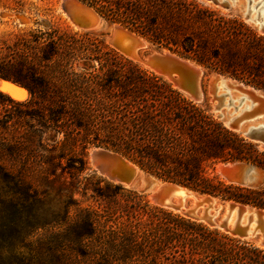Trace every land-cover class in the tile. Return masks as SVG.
<instances>
[{
    "label": "trees",
    "instance_id": "trees-1",
    "mask_svg": "<svg viewBox=\"0 0 264 264\" xmlns=\"http://www.w3.org/2000/svg\"><path fill=\"white\" fill-rule=\"evenodd\" d=\"M79 1L153 46L264 91V37L230 15L197 0ZM0 79L28 96L0 92V264H40L31 251L41 247L42 264L71 254L88 264H264V249L88 174L87 151L106 149L161 181L264 211V180L241 188L207 174L244 162L264 179V152L161 78L93 36L50 27L0 40ZM88 191L95 208L74 198Z\"/></svg>",
    "mask_w": 264,
    "mask_h": 264
},
{
    "label": "water",
    "instance_id": "water-1",
    "mask_svg": "<svg viewBox=\"0 0 264 264\" xmlns=\"http://www.w3.org/2000/svg\"><path fill=\"white\" fill-rule=\"evenodd\" d=\"M206 1L210 2L215 7L221 8L225 11H229L235 8L231 0ZM251 2V0H246V8L244 10L237 8V10L240 13V18L245 23L250 25L257 34L264 37V21L261 18V13L262 11H264V0L257 1L252 7ZM73 3L74 5H69L65 2H62L60 7L65 16L68 18L69 22L74 27H77L82 31L89 32L93 27L94 20H98V22H101V18L92 8L80 2L79 0H74ZM252 11H254L255 14L251 18ZM116 30L122 32L130 41L129 45L132 50L138 47L139 44L135 40L134 36L141 38L140 36H137L136 34L124 29L118 24H111L107 27V32L109 33L107 41L113 49H115L117 52L120 51V42L114 39ZM141 39L148 43L144 38ZM145 48H141L139 49V51ZM119 53L121 54V52ZM131 60L139 64L143 68L149 70L159 78L167 81L173 88H175L182 95L186 96L192 103H202L203 92L201 90L200 80L203 75V71L199 65L190 62L188 59L181 58L167 50H151L144 57H141L138 54L137 56L132 57ZM218 77L223 76L220 74H218L217 77L216 75L210 76L209 84L207 86L208 94L211 97V111L216 114V117L222 122V125L227 130L253 143L258 150L264 152V125L247 127L244 130H241L240 127H238V123L242 118L246 117L250 113V110L264 114V99H262L260 96H255L256 92H259L263 95L264 92L252 86L233 81L239 85L237 87L238 89L244 90V92H241V94L239 93L240 98L238 101L239 103L247 101L249 103L248 109H244V114L239 117H233L229 118L228 120H224L221 114L218 112V109L222 106V99L225 97V94L216 95L215 93ZM0 80L6 84V89L11 94L14 93L11 87L21 88L9 81L2 79ZM229 105L230 102L226 104V107H228ZM235 109L236 108L234 107L233 111H235ZM88 161L93 172L96 173L99 177L105 179V181H107L108 183L118 185L125 189H129L132 183H138L137 179L139 176L136 177L137 171L142 173V170L139 167L131 163L129 160L125 159L122 155L106 149L94 148L88 154ZM218 166L220 167L218 168L220 177L228 185L241 188H256L263 183L264 179L262 173L258 168L251 164L244 162H235L231 164H219ZM155 181H158L161 185L158 187L156 193H153L151 190V185ZM139 185L142 186L140 188L141 192L146 193L148 191H151L150 199L155 207L176 213L185 219L201 223L207 228L220 231L224 235L237 239L240 242L252 241L256 244L257 247L264 249V211L247 205L226 201L223 208L219 204L221 208L226 211V216L216 223L215 221H212L207 217L205 211L209 208V205H211V203L216 198H213L209 195H198L200 196L201 201H199V203H196V206L197 204H206L205 206H208L203 209L198 216L192 211V209L181 211L178 206L172 205L167 201V196L172 191H174L175 188L182 187L189 190L188 188L172 182L159 181L158 179L150 175H146L142 183ZM222 209L221 211H223ZM232 210H235V219L233 224L231 226H228L227 220ZM243 214H246V220L242 225L240 224V219ZM253 216H255L254 220ZM252 222L254 224V228L252 232H249L248 228Z\"/></svg>",
    "mask_w": 264,
    "mask_h": 264
},
{
    "label": "rangeland",
    "instance_id": "rangeland-1",
    "mask_svg": "<svg viewBox=\"0 0 264 264\" xmlns=\"http://www.w3.org/2000/svg\"><path fill=\"white\" fill-rule=\"evenodd\" d=\"M197 1L199 3H201V4H203L204 6L210 7L212 9H216V10L220 11L221 13H223L225 15H230L231 17L236 18L238 21H240L242 24H244L246 27H248L250 30H252L253 32L256 33V31L250 25L245 23L240 18V13L238 12L237 8L231 9L229 11H225V10H223L221 8L215 7L214 5H212L210 2H208L206 0H197ZM62 2L66 3L65 0H0V40H2V39H10V40H12L15 36H18L20 34L26 33L27 31H29L31 29L46 30V29H48L50 27H56V28H60V29L68 28V29L72 30L73 32H77V33H81V34L85 33V34H88L90 36H93V37L97 38L98 40L103 42V44L106 46V48H108V49L112 50L113 52H115L116 54H118L121 57L122 62H129V64L136 66L140 70H143V71H145L147 73L153 74L149 70L143 68L139 64H137L134 61H132L131 59L123 56L122 54L117 52L115 49H113L108 44L107 40H108V37H109V33L107 32V27L109 25H111V24H116V23H110V22H107V21L101 19V22L99 21L98 26L96 27V29L95 28L93 29V27H92L91 31H89V32L82 31V30L74 27L69 22L68 18L65 16L63 11L61 10L60 5H61ZM235 5L239 6L240 3H235ZM257 35H259V34H257ZM146 47L147 48L144 47L145 49H142L140 51H139V49H141V48H139L137 50V53L141 57H144L145 55H147L151 50H161V51L165 50V49H162V48H158L157 46H153L150 43ZM173 54L177 55L176 53H173ZM177 56H179V55H177ZM179 57H181V56H179ZM181 58H184V57H181ZM185 59H188V58H185ZM188 60L190 62H193V63L197 64L196 62H194V61H192L190 59H188ZM86 64H87V67H91V66L98 67L97 63H95V62H92L91 64H89V63H86ZM197 65H199V64H197ZM199 66L201 67V69L203 71V75H202L201 80H200V86H201V90L203 92V101H202V103L195 104V105L200 107L201 109L205 110L213 119H215L217 122H219L222 125V122L216 117V114L211 111V102H210L211 97H210V95L208 94V91H207V86L209 84L210 76L218 75L220 73L214 72L211 69H208V68H206L204 66H201V65H199ZM78 67L82 68L83 64H79ZM153 75H155V74H153ZM220 75H222V74H220ZM222 76L225 77V78L231 79L232 81L240 82V81L234 80V79H232V78H230V77H228L226 75H222ZM162 81H164L165 83L169 84L167 81H165L163 79H162ZM240 83H242V82H240ZM248 86H250V85H248ZM171 88H173V87L171 86ZM173 89H175V88H173ZM228 93H229L228 96L225 95L226 98L224 97L222 99V101L223 100H225V101L228 100L230 102V105L228 107L224 106L221 109V112L223 111V113H224V111H227V112L230 111V112H232V115L234 114L233 116H236V115H240L239 113L242 114L244 112V109H248V104L249 103L247 101H243V102L239 103V101H238L239 98H240L239 94L235 93L232 90H228ZM179 94L182 97H184L185 99L189 100L186 96L182 95L181 93H179ZM222 94L224 95L225 93H222ZM232 98H234L235 100L232 99ZM27 99H28V96H27V93H26V96L20 101H23V100L25 101ZM14 101H17V100H14ZM234 107L236 108L235 111H233ZM240 111H243V112H240ZM257 117L258 116H255L253 119H257ZM259 117H262V116L260 115ZM93 149L94 148L89 149L87 151V155H86L88 174L92 173L96 177H98L102 181V183H100V187H103L104 184L108 183V182L105 181V179H102L101 177H99L96 173H94L93 170L91 169L90 165H89L88 154ZM217 167H218V165L215 167L213 172L208 170L207 174H209L210 176H216V177L222 179L220 177L219 173H218ZM146 175H150V174L145 173L144 171H142V175L138 177L137 182L139 184H141ZM150 176H152V175H150ZM154 178H156V177H154ZM159 181H161V180H159ZM163 182H166V181H163ZM109 184L116 186L115 184H112V183H109ZM121 188H123V187H121ZM123 189H125V188H123ZM125 190H131V191L137 193L138 195H140L144 199V201H147L150 206H154L152 204V202H151V199H150L151 191L143 193V192H141L140 189H138V190L137 189H125ZM55 191H56V186H52L51 188L47 189V192L50 195H55ZM195 194L197 196L200 195L198 193H195ZM90 195H91V192L88 191L87 194L85 195L84 199H82L79 194H75L74 198H76V199H78L79 201L82 202V205H81L82 207H93V208H95L96 204L90 198ZM54 201H55L54 203H57L58 202L57 198H55ZM217 202H219V204L223 208V206H224L226 201L218 200ZM184 203H185L186 206H189V205L192 204L190 198H186ZM165 211H167V210H165ZM168 212H170V211H168ZM171 213L172 214H176V213H173V212H171ZM220 213H222V211H220ZM71 214H73L72 211H71ZM176 215H178V214H176ZM178 216H180V215H178ZM212 230H214V229H212ZM218 232L220 234H223L220 231H218ZM39 234L41 236L43 233L41 232ZM235 240H237V239H235ZM244 243H249V244H252V245L256 246V244L254 242H252V241L244 242ZM31 254H34L37 259H40L39 260L40 264H42L43 261H47L49 259V254L42 247H41V249H38V250L34 249L33 251H31ZM136 262H137L136 264H141V261H136ZM63 264H88V261L78 259L73 254H71L68 257L67 261L65 263H63Z\"/></svg>",
    "mask_w": 264,
    "mask_h": 264
},
{
    "label": "bare ground",
    "instance_id": "bare-ground-1",
    "mask_svg": "<svg viewBox=\"0 0 264 264\" xmlns=\"http://www.w3.org/2000/svg\"><path fill=\"white\" fill-rule=\"evenodd\" d=\"M65 1L69 5H74V3H73L74 0H65ZM231 1H232V4L235 8H240L242 10H244L246 8V0H231ZM251 1H252L251 2V7H252L259 0H257V1L251 0ZM235 3H240V5L236 6ZM263 4H264V2H263ZM254 14H255V12L252 11L251 12V18L254 16ZM261 18L264 21V11H262V13H261ZM98 23H99L98 20L93 21V29L94 28L96 29V27L98 26ZM115 32L116 33L114 34V39H116L120 42V51L119 52H121V54H123L125 57H128L130 59H132V57H135L138 55L137 50L139 48H144L148 45V43H146L143 39L134 36L135 40L138 42L139 45L137 48L132 50L130 48V45H129L130 41L125 37V35L122 32L117 31V30ZM216 77H217V75H216ZM238 86L239 85L237 83H235L231 80L225 79L223 77H218V81L216 82L215 93L217 95H223L222 93H225V95L228 96V94H229L228 90H232L237 94H239V93L241 94V92H244V90L238 89L237 88ZM11 89L14 91L13 94H11L6 89V84L0 80V91L4 94L8 95L11 99L20 101L26 96V91L21 89V88L11 87ZM19 93L23 94L22 99L14 98V95L19 94ZM255 96H260L262 99H264V95L259 93V92H256ZM232 99H234V98H232ZM228 102H229L228 100L227 101L223 100L222 101L223 105L218 109V112L221 114V116L224 120H228L229 118H233V117L236 118V117H239V116L244 114L245 111L244 112L240 111L243 113L242 114L239 113L240 115H236V116H233L234 114L232 115V112H230V111H229L230 113L227 111H224V113H223V111L221 112V109L224 106H226V104ZM251 111L252 110H250L249 111L250 113L246 117L242 118L241 121L238 123V127H240L241 130L246 129L247 127H256V126L264 125V114H262L260 112L258 113L257 111H252V112ZM260 115L262 117H259ZM255 116H258L257 119H253ZM218 168H220V167L218 166L217 170H218ZM141 175H142V173L137 171L136 177L141 176ZM160 185L161 184L158 181L153 182L151 185L152 192L156 193V191L158 190V187ZM141 187L142 186L138 185L137 183H132V185L129 187V189H137L138 190ZM167 197H168L167 201L170 202V204H172V205L178 206L181 211H185L187 209H192V211L198 216L200 215V212L203 209L208 207V206H205L206 204H201V205L197 204V206H196V203H199V201H201L200 196H197L195 193H193V192H191L185 188H182V187L175 188L174 191H172ZM186 198H190L191 203H192L191 205H189V206L185 205L184 202H185ZM217 201H218L217 199H214V201L211 203V205H209V208L205 210L207 217L209 219H211L212 221H215L216 223H217V221H220L221 219H223L226 216V211H224L221 208V206L219 205V202H217ZM221 209L223 210L222 213H220ZM234 219H235V210H232L231 213L229 214V217L227 220L228 226H231L233 224ZM254 219H255V216H253V220ZM245 220H246V214H243L241 216V219H240V224L243 225L245 223ZM253 228H254V224L252 222L249 225L248 231L252 232Z\"/></svg>",
    "mask_w": 264,
    "mask_h": 264
},
{
    "label": "snow or ice",
    "instance_id": "snow-or-ice-1",
    "mask_svg": "<svg viewBox=\"0 0 264 264\" xmlns=\"http://www.w3.org/2000/svg\"><path fill=\"white\" fill-rule=\"evenodd\" d=\"M22 96H23V94L22 93H19V94H15L14 95V98H16V99H22Z\"/></svg>",
    "mask_w": 264,
    "mask_h": 264
}]
</instances>
